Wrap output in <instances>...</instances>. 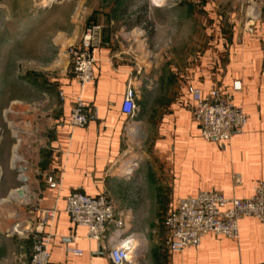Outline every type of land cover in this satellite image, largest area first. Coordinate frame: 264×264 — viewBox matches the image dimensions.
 <instances>
[{
  "label": "crops",
  "instance_id": "0c3cea01",
  "mask_svg": "<svg viewBox=\"0 0 264 264\" xmlns=\"http://www.w3.org/2000/svg\"><path fill=\"white\" fill-rule=\"evenodd\" d=\"M84 5L85 0L76 4L0 0V24L19 26L16 37L22 38L16 41L56 30L47 42L57 56L80 43L86 31L84 19L96 11L87 12ZM69 7L74 10L68 27L49 26L53 17ZM78 9L82 12L79 20L73 17ZM248 27L227 37L209 35V47L202 52H193V47L191 55L183 51L167 59L151 58L142 34H119L114 39L104 30V45L94 54L96 80L83 92L97 117L83 128H56L51 145L58 152L47 164L21 165L23 161L14 155L19 154L18 146L8 139L0 142V264H28L32 244L18 233L31 227L40 210L54 207L59 213L52 229L49 264H112L107 252L99 251L97 243L87 238V229L75 226L64 212L66 197L73 192L110 195L116 212L126 216L127 228L141 236L142 256L130 264H264V224L257 219L240 221L237 240L209 235L199 247L180 253L170 252L164 223L157 227L156 221L145 222L152 216H167L180 198L217 191L226 198L248 199L257 184L264 182V23L256 22L253 32ZM129 81L136 86L139 106L132 121L122 113ZM236 84L241 90L234 91ZM2 85L0 126L8 122V104L21 99H10L14 92ZM58 86L67 96L57 116L61 122L67 120L80 90L70 76L60 79ZM189 86L205 93L214 88L231 92L234 104L248 117L245 130L222 144L204 140L193 117ZM31 144L38 150L37 143ZM31 152L26 147L23 158ZM21 166L28 170L25 188L32 197L30 201L25 198L24 206L18 204L20 200H10L23 185L22 176L13 169ZM49 178L56 182L55 188L50 187ZM145 223L153 228L150 242ZM15 226H19L18 233ZM70 249L82 255L75 256Z\"/></svg>",
  "mask_w": 264,
  "mask_h": 264
},
{
  "label": "rangeland",
  "instance_id": "374dc122",
  "mask_svg": "<svg viewBox=\"0 0 264 264\" xmlns=\"http://www.w3.org/2000/svg\"><path fill=\"white\" fill-rule=\"evenodd\" d=\"M64 1L76 4L81 0ZM54 3L58 2L51 0V4ZM84 8L87 12L96 11L87 15L84 19L87 25L83 28L92 23L101 24L105 34L114 39L119 34H142L147 38L145 49L153 59L157 55L167 59L173 54L182 55L183 51L191 55L193 47V52H202L209 47V35L231 36L247 26L253 32L256 22L264 23V0H85ZM71 10L73 7L57 14L49 26L53 29L68 27ZM79 10L73 11L77 20L82 14ZM18 28L13 23L0 24V103L5 96L2 83L7 85L8 92H14L10 99L21 97L6 107L8 122L0 126V142L8 139L18 146L15 150L19 154L14 155L27 167L39 161L47 164L52 154H56L57 148L51 145L53 133L59 128L58 112L66 102L61 99V93L66 94L58 81L67 75L48 47L47 36L56 30L41 32L28 41H16L22 38L16 37ZM32 142L38 144V150ZM26 147L32 152L23 158ZM143 163L144 160L140 165ZM164 215L152 216L145 222L155 224L156 221L159 227L164 223ZM143 226L150 242L149 233L153 228L149 223Z\"/></svg>",
  "mask_w": 264,
  "mask_h": 264
},
{
  "label": "built area",
  "instance_id": "2783aa9c",
  "mask_svg": "<svg viewBox=\"0 0 264 264\" xmlns=\"http://www.w3.org/2000/svg\"><path fill=\"white\" fill-rule=\"evenodd\" d=\"M104 45V27L92 23L86 28L80 43L69 46L57 54L58 65L79 87V94L72 100L67 120L59 127L71 130L83 128L97 117L83 97L85 87L96 80L95 52ZM241 90L240 84L234 91ZM188 93L193 102V117L201 128L204 140L216 144L228 142L243 132L248 124L244 111L234 104L231 92L214 88L208 93L190 86ZM61 99L66 96L61 93ZM139 111L137 89L132 81L127 83L122 103V113L130 121ZM58 152V150L56 151ZM51 188L57 186L53 178L48 179ZM38 219L25 231L18 233L31 241L32 252L28 264H49L51 259L52 229L59 209L40 210ZM64 212L71 222L87 229V238L97 243L99 251H106L112 264H130L142 256L140 235L127 228L126 216L117 213L109 194L103 192L96 197L73 192L66 197ZM245 218H253L264 224V182H259L254 194L248 199L226 198L217 191L200 192L195 197L180 198L164 220V229L169 237V250L180 253L197 248L209 235L225 236L231 240L239 238V224ZM48 229V232L46 231ZM70 253L81 256L82 252L70 249Z\"/></svg>",
  "mask_w": 264,
  "mask_h": 264
},
{
  "label": "water",
  "instance_id": "95a60500",
  "mask_svg": "<svg viewBox=\"0 0 264 264\" xmlns=\"http://www.w3.org/2000/svg\"><path fill=\"white\" fill-rule=\"evenodd\" d=\"M54 2H60V1H64V0H53ZM71 1V0H68ZM14 170H16L17 172H19V174L22 176L19 180V182L21 184H23L19 189L15 190L11 196H10V200L12 201H18L20 200V203H18L20 206H24L25 205V198L29 196L27 189L25 188V184L27 183V177L25 176L26 172L28 171L26 167L21 166L19 168H15L13 167ZM28 201L32 200L31 198H27Z\"/></svg>",
  "mask_w": 264,
  "mask_h": 264
},
{
  "label": "bare ground",
  "instance_id": "6f19581e",
  "mask_svg": "<svg viewBox=\"0 0 264 264\" xmlns=\"http://www.w3.org/2000/svg\"><path fill=\"white\" fill-rule=\"evenodd\" d=\"M15 156H16V155H15ZM14 158H15V157H14ZM133 162H134V161H132V162H131V163H132V165H130V166L128 167V169H127V172H129L130 168H132V167H133V165H134V164H133ZM141 244H142V243H141ZM142 246H143V245H141V247H142Z\"/></svg>",
  "mask_w": 264,
  "mask_h": 264
}]
</instances>
